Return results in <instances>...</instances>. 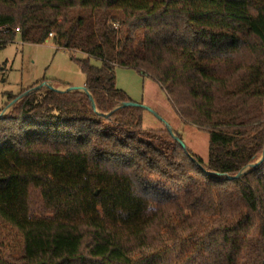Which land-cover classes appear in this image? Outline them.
I'll return each mask as SVG.
<instances>
[{
  "label": "trees",
  "instance_id": "16d2710c",
  "mask_svg": "<svg viewBox=\"0 0 264 264\" xmlns=\"http://www.w3.org/2000/svg\"><path fill=\"white\" fill-rule=\"evenodd\" d=\"M51 33L86 55L71 57L96 109L82 91L9 95L23 97L0 118V235L23 257L0 240V264H164L175 226L179 264H264V161L227 178L264 151V0H0V45ZM117 67L153 78L207 132L206 162L145 128L143 108H117L131 101Z\"/></svg>",
  "mask_w": 264,
  "mask_h": 264
},
{
  "label": "rangeland",
  "instance_id": "374dc122",
  "mask_svg": "<svg viewBox=\"0 0 264 264\" xmlns=\"http://www.w3.org/2000/svg\"><path fill=\"white\" fill-rule=\"evenodd\" d=\"M72 55L80 59L86 58L81 52H70L58 47L51 37L44 43L34 44L23 42L20 36H17L6 45H0V115L8 114L16 104L8 107L13 101L9 95H19L27 89L29 91L43 81L52 83L60 89L84 86L86 77L79 63L72 59ZM89 60L94 65L101 63L93 57ZM115 74L117 88L132 102L146 107L143 123L145 128L170 126L174 133L182 136V141L194 155L204 162L207 161L209 148L207 132L182 122L157 81L133 68L117 67ZM218 221L217 216L211 217L200 231ZM8 234L7 239L0 235V240L5 241L1 248L2 255L11 262H21L23 257L21 242L14 236V232ZM165 236L168 252L164 264H179L189 244L172 248V239L176 237L186 239L187 234L175 226L173 229H167Z\"/></svg>",
  "mask_w": 264,
  "mask_h": 264
},
{
  "label": "water",
  "instance_id": "95a60500",
  "mask_svg": "<svg viewBox=\"0 0 264 264\" xmlns=\"http://www.w3.org/2000/svg\"><path fill=\"white\" fill-rule=\"evenodd\" d=\"M43 86H46V87H49L55 91H60V92H65V91H68V92H73V91H82V92H85L89 95L91 101H92V105L93 107L95 108V104H94V100H93V97L92 95L90 94L89 90L87 89V87L84 85V86H81V87H67L66 89H60L59 87H55L53 86V84L51 83H48V82H43L42 84L30 89L29 91L25 92L24 95H27L28 93L32 92L33 90H36L37 88L39 87H43ZM23 97V95H21L20 97L14 99L11 104L8 106H13L15 103H17L21 98ZM129 106H133V107H140V108H146L145 106L141 105V104H138V103H135V102H132V101H126V102H123L121 103L117 108L119 107H129ZM96 109V108H95ZM3 116V114L0 115V118ZM167 129L169 130V132L172 134V136L176 139V141L185 149L187 150V146L186 144L177 136L175 135V133L173 132L172 128L170 126H167ZM264 161V151L262 153V156L260 159H258L257 161L249 164L248 166H246L244 169H242L238 174L236 175H227V178L228 179H238V178H241L242 176H244L247 172H249L251 169H254L256 168L257 166H259L262 162Z\"/></svg>",
  "mask_w": 264,
  "mask_h": 264
},
{
  "label": "built area",
  "instance_id": "2783aa9c",
  "mask_svg": "<svg viewBox=\"0 0 264 264\" xmlns=\"http://www.w3.org/2000/svg\"><path fill=\"white\" fill-rule=\"evenodd\" d=\"M52 36H53V34L51 33V34H50V37H52Z\"/></svg>",
  "mask_w": 264,
  "mask_h": 264
}]
</instances>
